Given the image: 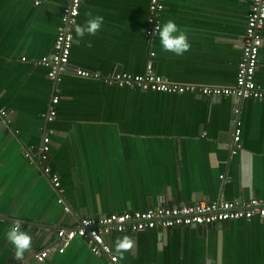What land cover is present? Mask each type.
<instances>
[{
    "label": "crops",
    "instance_id": "1",
    "mask_svg": "<svg viewBox=\"0 0 264 264\" xmlns=\"http://www.w3.org/2000/svg\"><path fill=\"white\" fill-rule=\"evenodd\" d=\"M150 1L83 0L71 28L69 67L56 84L38 61L53 52L65 0L40 6L0 0V108L12 120L8 127L0 119V264H39L36 253L57 247V231L82 218L264 197V101L141 91L75 74L79 68L102 76L138 75L152 64L179 84L235 85L252 0H163L162 25L173 20L189 38L191 49L183 56L165 52L158 35L147 40ZM89 12L103 16L104 23L77 44L75 26H83ZM256 81L264 87V46ZM56 95L47 165L61 178L69 213L43 173L44 164L24 156L26 148L41 145L44 115ZM236 108L242 129L237 151ZM17 220L32 236L22 262L7 240ZM125 235L134 245L121 258L115 245ZM109 242L117 264H264V219L114 232ZM42 264L111 263L77 238Z\"/></svg>",
    "mask_w": 264,
    "mask_h": 264
},
{
    "label": "built area",
    "instance_id": "2",
    "mask_svg": "<svg viewBox=\"0 0 264 264\" xmlns=\"http://www.w3.org/2000/svg\"><path fill=\"white\" fill-rule=\"evenodd\" d=\"M26 1V0H23ZM35 6H40L48 0H28ZM83 0H65L61 13L62 28L55 40L53 52L44 56L38 64L48 69L49 78L56 84L61 81L62 74L68 70L70 56L74 43L71 28L77 23ZM164 11L163 0H151L149 4L148 28L145 31L147 40H152L156 26H162ZM264 0H252L251 14L245 29L242 42V56L238 64L235 85L231 87H208L195 84H179L168 76L158 74L150 64L144 74H131L127 72L102 76L99 72L88 69H76L78 77L92 80H101L108 85L137 88L141 91H152L182 95L197 93L208 99L232 98L243 103L248 100L264 101V87L256 81V71L259 65V55L264 46ZM155 53L152 52V56ZM25 60V59H24ZM60 97L56 95L47 114L45 133L39 147H28L24 156L33 164L43 165L42 171L50 176L54 189L60 194L59 204L64 206L65 212L71 211L62 196V183L58 174L53 173L47 165L51 154L52 135L54 131L49 125L54 122L57 112L54 106ZM238 117V108L235 109ZM237 117L235 119H237ZM0 119L8 127L12 126L10 112L0 108ZM235 122L234 147L235 151L242 148V129L238 119ZM16 134L19 131H15ZM234 151V152H235ZM254 218L264 219V197L252 199H238L232 201L216 200L177 206H160L142 211L113 213L100 217H86L72 227H62L57 231V247L48 246L39 250L35 255L37 263H44L54 252L65 253L67 248L77 239L87 241L91 252L98 257H107L111 264L119 262L114 253L109 238L114 232H143L149 230H168L175 227H204L214 226L224 222L248 220Z\"/></svg>",
    "mask_w": 264,
    "mask_h": 264
},
{
    "label": "clouds",
    "instance_id": "3",
    "mask_svg": "<svg viewBox=\"0 0 264 264\" xmlns=\"http://www.w3.org/2000/svg\"><path fill=\"white\" fill-rule=\"evenodd\" d=\"M88 16L90 18L83 26H75L77 37L75 42L77 44L86 34L95 36L101 30L104 23L103 16L97 15L93 17L90 12ZM156 33H158L160 44L165 52L174 53L176 56H183L191 49L188 36L173 20H168L162 26H156ZM7 240L13 248L14 259L22 262L25 259L26 253L32 248V236L23 230L21 221H14L13 226L7 231ZM133 245V239L125 235L117 239L115 251L123 258V254L132 249Z\"/></svg>",
    "mask_w": 264,
    "mask_h": 264
},
{
    "label": "water",
    "instance_id": "4",
    "mask_svg": "<svg viewBox=\"0 0 264 264\" xmlns=\"http://www.w3.org/2000/svg\"><path fill=\"white\" fill-rule=\"evenodd\" d=\"M237 116L236 115H233V118H236Z\"/></svg>",
    "mask_w": 264,
    "mask_h": 264
}]
</instances>
